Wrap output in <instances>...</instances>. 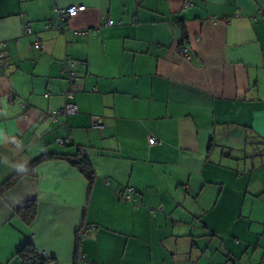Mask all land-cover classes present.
I'll list each match as a JSON object with an SVG mask.
<instances>
[{
	"label": "crops",
	"instance_id": "crops-1",
	"mask_svg": "<svg viewBox=\"0 0 264 264\" xmlns=\"http://www.w3.org/2000/svg\"><path fill=\"white\" fill-rule=\"evenodd\" d=\"M70 5L85 9L64 31L45 27ZM262 13L264 0H0V183L77 146L94 171L51 158L2 192L0 264L30 242L53 264H264ZM66 58L77 113L50 120ZM126 186L137 207L116 197Z\"/></svg>",
	"mask_w": 264,
	"mask_h": 264
},
{
	"label": "trees",
	"instance_id": "trees-1",
	"mask_svg": "<svg viewBox=\"0 0 264 264\" xmlns=\"http://www.w3.org/2000/svg\"><path fill=\"white\" fill-rule=\"evenodd\" d=\"M70 101L73 102V95ZM97 129H101V126L100 128H97ZM152 137L156 139V143H157L158 139L155 136H152ZM64 142L69 143L72 141H68V142L64 141ZM64 142L62 144H64ZM147 142H148V137H147ZM87 156H88L87 151L84 150L83 147H80V146H77L76 154H71V155L44 153L34 158L25 168L19 169L14 174H12L9 178H7L2 183H0V194L8 190L9 188L13 187L24 175L26 174L29 175L32 172L31 170L34 168L35 165H38L39 163H42L51 158H59V159L66 160L69 165L76 168L80 174H82L85 178H87L90 182H92L94 180V171L92 169V166ZM134 194H135V189L133 187L126 186L125 188L120 189L116 193V197L121 202L132 203L135 207H137L135 203V199L133 197ZM127 196L129 197L128 199L126 198ZM36 210H37V205L35 201H27L19 206V208L17 209V213L23 219L25 223L30 224L31 222H33L36 216ZM83 226L80 227L78 232L76 233L77 242L86 238L88 231H89L88 230L89 227H92V228L95 227L93 225H85L83 228ZM84 231L86 233H84L85 235L82 236L81 234H83ZM16 256L19 259L20 264H53V262H55L54 258L46 257L42 255L41 253H39L31 242L23 245L17 251ZM79 258H80L79 255L76 254L74 256L73 264H76L79 261L78 260ZM82 258L83 257H81L80 259Z\"/></svg>",
	"mask_w": 264,
	"mask_h": 264
},
{
	"label": "built area",
	"instance_id": "built-area-1",
	"mask_svg": "<svg viewBox=\"0 0 264 264\" xmlns=\"http://www.w3.org/2000/svg\"><path fill=\"white\" fill-rule=\"evenodd\" d=\"M85 9L84 5H70L66 8H62L58 11L57 15H58V19H57V23H51V22H47L45 24V27L48 28H53L59 31H64L65 27H66V23L68 21L69 18L76 16L79 12L83 11ZM112 20H107L105 22L106 26H110L112 25ZM26 32H29L28 29H26ZM35 48H39L40 45L38 42H36L34 44ZM7 66V61L5 58V51H4V45L2 43H0V76L3 75V71ZM74 66V61H72L70 58H66L64 59V61L62 62V70L65 74L66 77V81H67V88L65 93V97L67 98V101L65 102L64 106L61 109H57V110H52L49 114L48 117L50 120H55L57 119L59 116H67V115H71V114H75L77 112V106L76 104H74L73 102L70 101V99L72 98L74 89H75V84H74V71L72 70V67ZM92 125L95 128H100L101 126V121L98 117H93L92 119ZM57 141L59 143H63V141L61 139H57ZM156 143V139L152 136L148 137V144L149 145H154ZM127 199L129 198L128 196L126 197ZM86 231V230H85ZM83 232V234H81L82 236H84L86 232Z\"/></svg>",
	"mask_w": 264,
	"mask_h": 264
},
{
	"label": "rangeland",
	"instance_id": "rangeland-1",
	"mask_svg": "<svg viewBox=\"0 0 264 264\" xmlns=\"http://www.w3.org/2000/svg\"><path fill=\"white\" fill-rule=\"evenodd\" d=\"M211 212L213 213V212H216V211H211ZM212 217H213V214H212ZM230 230H231V229H230ZM224 262H225V264H227V262H226L225 260H224Z\"/></svg>",
	"mask_w": 264,
	"mask_h": 264
},
{
	"label": "bare ground",
	"instance_id": "bare-ground-1",
	"mask_svg": "<svg viewBox=\"0 0 264 264\" xmlns=\"http://www.w3.org/2000/svg\"><path fill=\"white\" fill-rule=\"evenodd\" d=\"M263 14V13H262ZM264 15V14H263Z\"/></svg>",
	"mask_w": 264,
	"mask_h": 264
}]
</instances>
